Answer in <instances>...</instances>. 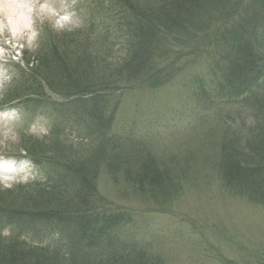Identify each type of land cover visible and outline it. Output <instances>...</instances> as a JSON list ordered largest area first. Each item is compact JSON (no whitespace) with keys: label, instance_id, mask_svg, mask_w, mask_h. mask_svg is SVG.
I'll return each instance as SVG.
<instances>
[{"label":"rangeland","instance_id":"rangeland-1","mask_svg":"<svg viewBox=\"0 0 264 264\" xmlns=\"http://www.w3.org/2000/svg\"><path fill=\"white\" fill-rule=\"evenodd\" d=\"M251 1L243 0L242 9ZM21 2L33 17L28 18V26L32 27L28 36L15 39L0 32V158L8 159L0 166L12 173L5 179L0 177V197L17 200L21 194L38 196L37 189L51 192L46 166L52 159L65 168L72 165L64 160L67 152L86 158L78 161L83 166L98 156L95 149L99 134L89 130L90 118L74 107L72 100L64 104V97L42 83L37 95L12 101L29 95L25 91L18 93L25 90V78L21 77L22 71L27 70L24 62L39 64L51 58L48 50L53 40L79 36L73 45H61L68 53L63 55L57 50L55 64L67 66L79 57L92 59L90 70L102 78L95 81L97 84L91 82L89 88L103 92L107 85V94L114 92L120 102L116 126L109 130L107 139L115 138L120 145L148 151L158 172L167 173L171 185L163 192L166 197L161 205L147 196L134 195L125 180L127 170L117 171L118 159L109 158L108 154L102 158L101 153V161L91 165L96 175L89 182L93 189L88 194L89 209L127 211V218L134 221L120 225L123 231L119 239L117 230L104 231L100 239L132 240L137 248L154 254L163 264L255 262V252H264V205L252 206L230 195L220 179L223 138L228 136L232 143L243 145L248 140L245 132L253 124L248 110L243 109V98L225 99V93L213 84L226 71L227 55L225 52L224 56L221 36L232 19L224 17L207 39L186 34L166 40L157 34L154 63L160 72L125 84L116 72L117 66L123 64L127 45L132 43L133 27L128 17L124 19V13L115 24V6L126 11L139 9L151 16L159 10L157 4L146 0H124L125 6H120L118 0H46L45 5ZM43 5L47 10H42ZM129 27L125 34L122 28ZM11 61L19 62L18 68L23 69L17 72ZM152 78H156L154 83ZM60 80L64 81L59 79L57 87L63 91ZM201 86L205 87L202 92L198 90ZM139 88L142 91L133 92ZM27 100L31 102L26 103ZM62 104L68 106V113ZM235 139L240 141L234 142ZM175 174L178 175L174 177ZM36 209L42 212L44 207L39 204ZM54 224L50 227L45 223L20 224L17 219L8 223L0 219V241L8 243L19 238L27 246L48 252L60 250L66 241L73 244L74 233ZM95 228L90 226L91 230ZM74 249L79 252L82 248Z\"/></svg>","mask_w":264,"mask_h":264},{"label":"trees","instance_id":"trees-1","mask_svg":"<svg viewBox=\"0 0 264 264\" xmlns=\"http://www.w3.org/2000/svg\"><path fill=\"white\" fill-rule=\"evenodd\" d=\"M146 1L157 4L159 10L147 16L139 9L130 8L126 11L115 6L118 12L116 13V10L113 12L115 24L121 20V13H124V19L128 17L127 21L133 27L130 33L132 43L127 45L129 47L122 59L123 64L117 66L116 72L122 76V82L125 84L133 83L139 77L149 79L148 76L160 72L159 67L154 63L157 34L166 40L176 39L186 34L207 39L214 28L224 21V17L232 19L229 24L230 28L229 26L226 27L228 29L224 28L226 32L221 36L224 42V56L225 52L227 55L224 58V62H227L226 71L224 76L217 77L213 84L221 89H219L221 93H225V99L243 98L242 104L246 106L243 109L248 110L253 124L245 132L248 140L243 145L232 143L228 136L223 138L220 179L230 195L252 206L264 205V0H252L243 9V0ZM118 4L125 6L124 0H118ZM99 9L102 11L101 7ZM147 13L149 14V10ZM110 29L115 30V28ZM122 29L125 34H128L131 28ZM77 38L74 36L70 39L53 40L48 50L51 58L49 56L47 59L50 60L46 59L39 64L32 61L24 62L27 70L22 71L21 77L26 79V83L23 79L22 84L25 85V90L18 91V93L23 94L22 92L25 91L29 92V95L24 94L12 101L26 100L27 97L37 95L41 90L39 85L42 83L49 91L59 93L64 97V104L72 100V103L76 104H73L74 107H78L90 118L89 130H95L99 134L98 146L95 149V151L98 149V156L87 166L78 163L86 158L73 156L68 152L64 160L66 163L71 162L72 165H67L66 168L55 159L49 161L50 164L45 169V177L53 192L45 190L40 192L37 189L39 195L34 197L17 193L21 194L17 196V200L11 199L16 197H0L1 221L6 219L8 223H15L17 219L20 224L36 222L45 223L50 227L55 223L54 226L59 225L73 232L74 242L69 244V241H66L64 247L60 246V250L48 252L42 248L27 246L24 240L19 238L8 243L1 240L0 264H163L154 254L137 248L132 240L130 242L128 240L118 241L114 238L100 239V235L109 230H117L116 237L118 238L123 231L119 229L120 225H130L134 221V218H127L126 214H129L127 211H122L124 213L95 212V209H89L88 201L91 198L88 194L93 190L89 182L91 176L96 175L91 165L101 161L99 159L102 157L101 153L104 154L102 158L108 154L107 157L118 159V161L115 160L120 162L117 171L122 173V169L124 172L127 170L124 175L125 180L131 185L134 195L147 196L151 202L161 205L166 197L163 192L169 190L171 185L167 173L158 172L155 167L156 163L148 151L136 150L130 144L120 145L115 138L107 139L111 133L109 130L116 126L120 102L114 92L107 94L110 90L107 85L102 89L103 92L89 88L91 82L96 83V80L102 78L95 77L96 74L90 70L93 64L90 66L89 61L92 59L79 57L73 64L67 66L55 64L57 63L55 60L57 50H61L63 55L66 54L65 51L68 53L61 45L64 47L67 43L73 45ZM102 39L103 37L101 41ZM101 41L99 39V45ZM33 77L38 79L39 83H36ZM59 79L64 80H60L63 82V91L57 87L60 85ZM155 79L152 78V83ZM204 88L201 86L198 90L202 92ZM135 91H142V89L139 88L133 92ZM29 102L31 101H26V103ZM63 107L68 113V106L63 105ZM106 108L108 112H105ZM239 141L240 139L234 140V142ZM177 175L175 174L174 177ZM7 198H9L8 201ZM39 204L44 207L42 212L36 209ZM90 226L97 228L91 230ZM63 239H61L62 244H64ZM74 248L82 249L77 252ZM61 249L62 253L59 254ZM255 253L256 261L251 264H264V252Z\"/></svg>","mask_w":264,"mask_h":264},{"label":"bare ground","instance_id":"bare-ground-1","mask_svg":"<svg viewBox=\"0 0 264 264\" xmlns=\"http://www.w3.org/2000/svg\"><path fill=\"white\" fill-rule=\"evenodd\" d=\"M24 2H34L35 4H44L46 0H23ZM59 1V0H58ZM42 10H47L45 7ZM30 14L25 11L24 5L21 0H0V32L4 35L11 36L15 39L27 37V32H30L31 24L28 26V18ZM33 20V17H30ZM2 55H0V62L2 61ZM12 62V61H11ZM14 64V62H12ZM1 77V75H0ZM8 108V107H6ZM2 110H0L1 112ZM18 158L20 156L17 155ZM8 160L6 158H0V162ZM0 166V176L7 173L6 167ZM8 174V173H7ZM5 174V175H7ZM23 174V173H22Z\"/></svg>","mask_w":264,"mask_h":264}]
</instances>
